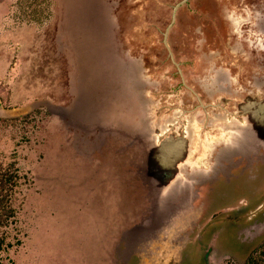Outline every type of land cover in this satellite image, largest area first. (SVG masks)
<instances>
[{"label": "rangeland", "instance_id": "obj_1", "mask_svg": "<svg viewBox=\"0 0 264 264\" xmlns=\"http://www.w3.org/2000/svg\"><path fill=\"white\" fill-rule=\"evenodd\" d=\"M185 3L0 1V111L38 100L50 105L21 116L0 114V264L126 263L118 240L148 211V187L139 170L142 150L135 144L120 149L116 138L141 137L133 132L140 124L133 117L136 107L143 106L140 88L145 83L147 99L158 103L153 114L160 120L168 89L178 94L170 100L174 109L185 110L183 116L210 112L212 98L193 81L186 88L202 98L179 94L185 91L178 84L179 64L191 79L213 62L231 69L234 87L243 88L245 51L264 56L261 46L249 44L264 41L255 17L264 13V0ZM183 25L186 34L180 37ZM215 96L218 106L225 104L224 93L213 95V101ZM234 97L241 101L242 92ZM175 118L162 119L159 132ZM186 124L189 134L197 117ZM199 134L212 132L203 126ZM210 139L203 141L206 150ZM246 185L243 177L203 190L201 242L193 232L178 264H264V237L249 241L244 235V217L257 205Z\"/></svg>", "mask_w": 264, "mask_h": 264}, {"label": "flooded vegetation", "instance_id": "obj_2", "mask_svg": "<svg viewBox=\"0 0 264 264\" xmlns=\"http://www.w3.org/2000/svg\"><path fill=\"white\" fill-rule=\"evenodd\" d=\"M255 17L256 26L264 31V13L256 12ZM186 25L179 30L180 37L185 36ZM249 44L261 46L258 50L264 53L263 40L257 39L255 44ZM234 46L231 47L232 53H235ZM245 52L246 57L242 59L248 64V70L243 88L234 87L235 75L231 69L213 62L207 63L208 66L191 79L187 77L185 67L181 69L179 64L178 71H182V78L178 84L185 85V91H179V94L202 98L191 85L192 88H186L187 83L193 81L208 98L213 99V95L219 93H224L227 98L222 100L225 104L221 103V107L218 106L217 96L214 101L210 99L214 112L196 110L183 116L182 111L185 110L174 109L175 104L170 100L178 94H173L172 89L164 91L167 100L164 101L166 113L162 119L171 120L174 115L176 118L166 124L163 133L159 132L162 119L153 114L159 108L158 103L147 99L145 83L140 88L144 97L140 100L144 107H136L133 117L140 124L133 132L141 135V142L139 136L121 135L116 138L122 142L120 149H130L135 144L136 150L139 151V147L142 150L143 160L139 170L148 187V211L137 223L123 230L118 240L117 245H123L121 253L127 259L125 264H130L132 259L135 264H178L185 247L192 240L190 236L193 232L196 241L201 242L200 232L203 228L200 222L205 203L203 190L210 192L214 185H228L237 178L244 177L246 186L251 188L257 202L256 210L244 217L247 222L244 235L249 236V241L264 237V56H251ZM212 55L215 56V53ZM132 61L143 75L141 63L136 59ZM183 65L187 67L189 64ZM224 80H227V86L222 84ZM149 81L150 85H154L153 80ZM239 92L243 95L241 101L234 97ZM194 101L197 102L196 97ZM181 103L178 102L179 107ZM193 116L197 117L198 124L195 129L191 127L193 130L188 134L186 123ZM213 117L217 121L210 123ZM143 120L147 122L145 126ZM203 126L209 128L212 135L202 137L204 133L199 132ZM208 138L211 139L206 150L203 141ZM193 145L196 147L192 148ZM197 161L201 163L197 164ZM202 254L207 261L210 256L208 251Z\"/></svg>", "mask_w": 264, "mask_h": 264}, {"label": "water", "instance_id": "obj_3", "mask_svg": "<svg viewBox=\"0 0 264 264\" xmlns=\"http://www.w3.org/2000/svg\"><path fill=\"white\" fill-rule=\"evenodd\" d=\"M85 71H86V74H89L90 73V67H86ZM41 105L50 106L49 102L47 100H38V101H34V102H32L26 106L11 108L9 110H1L0 114H3L4 116H11V117L21 116V115L25 114L26 112L32 110L33 108L40 107ZM50 108L52 109V111L60 112V114H61V112L64 111L61 109H56L55 107L53 108V106H51Z\"/></svg>", "mask_w": 264, "mask_h": 264}, {"label": "trees", "instance_id": "obj_4", "mask_svg": "<svg viewBox=\"0 0 264 264\" xmlns=\"http://www.w3.org/2000/svg\"><path fill=\"white\" fill-rule=\"evenodd\" d=\"M3 218V209L0 207V221L2 220Z\"/></svg>", "mask_w": 264, "mask_h": 264}]
</instances>
